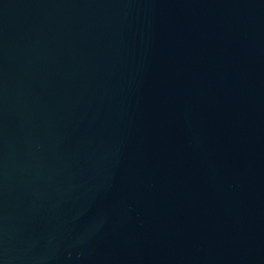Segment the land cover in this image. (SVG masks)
<instances>
[{"label":"water","instance_id":"95a60500","mask_svg":"<svg viewBox=\"0 0 264 264\" xmlns=\"http://www.w3.org/2000/svg\"><path fill=\"white\" fill-rule=\"evenodd\" d=\"M0 264H264V0H0Z\"/></svg>","mask_w":264,"mask_h":264}]
</instances>
